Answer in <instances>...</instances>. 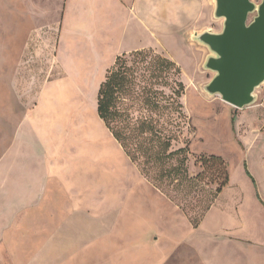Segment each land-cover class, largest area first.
I'll list each match as a JSON object with an SVG mask.
<instances>
[{"label":"rangeland","instance_id":"374dc122","mask_svg":"<svg viewBox=\"0 0 264 264\" xmlns=\"http://www.w3.org/2000/svg\"><path fill=\"white\" fill-rule=\"evenodd\" d=\"M251 1L256 5L262 2ZM256 15L257 12L251 14L249 22ZM215 20L217 29L209 31L220 33L224 20ZM198 46L205 57L197 67ZM154 51L182 65L185 91L181 101L189 126L176 147L188 144L189 174L196 176L201 172L196 162L200 156L216 155L228 163L231 182L242 184L243 168L238 149L242 130L235 126L241 109L206 92L205 87L215 76L204 68L212 53L196 41L186 46L169 45L167 52ZM114 62L98 77L93 76L96 68L91 66L88 70L92 65L88 62L84 63L83 71H75L70 77L62 78L58 72L51 83L42 79L41 102L51 114L52 125H44L41 135L43 140L54 138L51 166L55 168L57 180L48 181L49 177L43 176L39 194L50 200L49 205L25 209L21 216L16 211L19 218L11 216L13 223L9 227L15 232L10 240L13 248L11 252L6 248L11 253L8 254L0 246V264H14L11 256L17 264H191L193 253L189 244L206 240L214 231L218 233L211 234L213 241L223 244L233 238L235 246L232 248L235 249L232 254L215 247H211V251L210 248L203 250L204 256L211 257L212 264H224L225 259L237 264H254L255 261L259 264L251 251L241 250L247 249L244 243L247 233L242 231L239 209L232 204L227 192L216 199L213 211L194 228L186 215L143 177L100 120L96 111L98 89ZM255 94L257 101L264 98V83ZM16 98L17 95L15 103ZM3 130L12 133L13 128L2 124L0 132ZM47 149L46 157L51 154L49 146ZM245 209L250 212L253 208L248 205ZM256 223L255 229L251 228L256 230L252 233L254 243L264 240L259 233V230L264 231V222ZM73 234L80 240L78 246L72 247L80 250L72 255L60 254L59 261H55L51 250L66 245ZM51 240L55 241L54 246ZM40 256V263H35L34 259Z\"/></svg>","mask_w":264,"mask_h":264},{"label":"crops","instance_id":"0c3cea01","mask_svg":"<svg viewBox=\"0 0 264 264\" xmlns=\"http://www.w3.org/2000/svg\"><path fill=\"white\" fill-rule=\"evenodd\" d=\"M214 12V0H0V122L13 128L12 133L0 132L2 249L11 252L13 248L11 216L19 218L17 212L21 216L25 209L49 205L50 200L40 195L43 176H48V181L57 180L51 166L54 138L43 140L41 135L44 125H52L51 114L41 102L42 79L51 83L58 72L62 78L70 77L75 71H83L88 62H92L88 70L91 66L96 68L93 76L98 77L122 54L144 49L167 52L169 45L194 44L195 34L217 29ZM197 49L198 67L205 52L199 46ZM168 58L182 68L174 58ZM235 124L242 130L238 149L243 183L233 184L229 179L219 196L227 192L239 209L242 231L247 233V249L241 250L251 251L259 264H264V240L254 243L252 234L256 231L253 225L264 222V98L241 109ZM48 146L51 154L46 157ZM248 205L253 208L250 212L245 209ZM259 233L263 235L260 239H264V231ZM211 234L204 241L189 244L193 253L191 264H212L211 257L202 252L209 248L211 251V247L232 254L233 238L219 244ZM68 239L66 245L51 250L55 261H59L60 254L72 255L80 250L72 247L79 245L80 237L73 234ZM51 243L54 246L55 241ZM38 258L35 263H40L41 256ZM11 260L17 264L13 256ZM223 262L237 264L230 259Z\"/></svg>","mask_w":264,"mask_h":264},{"label":"trees","instance_id":"16d2710c","mask_svg":"<svg viewBox=\"0 0 264 264\" xmlns=\"http://www.w3.org/2000/svg\"><path fill=\"white\" fill-rule=\"evenodd\" d=\"M177 63L153 49L118 56L97 95V115L143 177L198 227L229 183L228 163L200 156L188 170V144L176 147L189 126Z\"/></svg>","mask_w":264,"mask_h":264},{"label":"water","instance_id":"95a60500","mask_svg":"<svg viewBox=\"0 0 264 264\" xmlns=\"http://www.w3.org/2000/svg\"><path fill=\"white\" fill-rule=\"evenodd\" d=\"M214 17L223 19L220 33L205 31L193 40L209 49L204 68L215 76L205 87L227 104L243 109L257 101L264 83V0H214ZM257 12L249 22V16Z\"/></svg>","mask_w":264,"mask_h":264}]
</instances>
